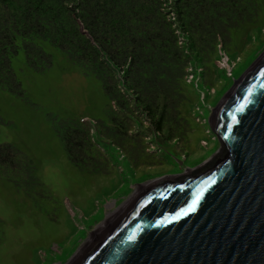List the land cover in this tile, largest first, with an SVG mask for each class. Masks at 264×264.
Segmentation results:
<instances>
[{"label":"rangeland","instance_id":"374dc122","mask_svg":"<svg viewBox=\"0 0 264 264\" xmlns=\"http://www.w3.org/2000/svg\"><path fill=\"white\" fill-rule=\"evenodd\" d=\"M259 3L257 23L230 30L228 53L219 46L206 71L202 64L193 66L196 58H189L191 70L183 85L187 101L182 106L187 132L182 139L150 132L144 114L131 116V132L144 137L154 153L138 163L104 137L100 124L107 122L113 107L95 74L46 40L33 39L50 55V63L41 68L29 64L18 48L10 65L20 92L0 87V145H10L31 168L18 165L22 171L11 172V178L2 172L6 168L0 169V264H66L108 214L142 185L220 153L208 119L264 51V0ZM115 73L126 93L121 73ZM80 121L89 128L92 143L86 145V155H69L62 133L67 122Z\"/></svg>","mask_w":264,"mask_h":264},{"label":"trees","instance_id":"16d2710c","mask_svg":"<svg viewBox=\"0 0 264 264\" xmlns=\"http://www.w3.org/2000/svg\"><path fill=\"white\" fill-rule=\"evenodd\" d=\"M260 11L259 0H0V87L19 93L11 56L20 47L29 64L46 66L50 55L33 39L48 41L100 79L113 107L100 124L104 137L138 163L154 153L144 137L131 132V116L144 114L150 132L182 139L189 58L206 71L219 46L228 53L230 30L256 24ZM65 128L69 155H86L92 142L84 121L67 122ZM18 165L31 168L10 145H0L2 172L11 178V172L22 171Z\"/></svg>","mask_w":264,"mask_h":264},{"label":"water","instance_id":"95a60500","mask_svg":"<svg viewBox=\"0 0 264 264\" xmlns=\"http://www.w3.org/2000/svg\"><path fill=\"white\" fill-rule=\"evenodd\" d=\"M208 124L219 154L142 185L66 264H264V51Z\"/></svg>","mask_w":264,"mask_h":264},{"label":"bare ground","instance_id":"6f19581e","mask_svg":"<svg viewBox=\"0 0 264 264\" xmlns=\"http://www.w3.org/2000/svg\"><path fill=\"white\" fill-rule=\"evenodd\" d=\"M218 140V139H217ZM218 143H219V141H218ZM112 214V213H111ZM111 214H108V215H111Z\"/></svg>","mask_w":264,"mask_h":264},{"label":"snow or ice","instance_id":"6c2138e0","mask_svg":"<svg viewBox=\"0 0 264 264\" xmlns=\"http://www.w3.org/2000/svg\"><path fill=\"white\" fill-rule=\"evenodd\" d=\"M130 239H131V237H130Z\"/></svg>","mask_w":264,"mask_h":264}]
</instances>
